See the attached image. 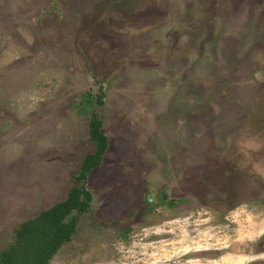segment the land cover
I'll use <instances>...</instances> for the list:
<instances>
[{
	"label": "rangeland",
	"instance_id": "374dc122",
	"mask_svg": "<svg viewBox=\"0 0 264 264\" xmlns=\"http://www.w3.org/2000/svg\"><path fill=\"white\" fill-rule=\"evenodd\" d=\"M88 91L109 145L50 264H264V0H0V250L94 151Z\"/></svg>",
	"mask_w": 264,
	"mask_h": 264
},
{
	"label": "trees",
	"instance_id": "16d2710c",
	"mask_svg": "<svg viewBox=\"0 0 264 264\" xmlns=\"http://www.w3.org/2000/svg\"><path fill=\"white\" fill-rule=\"evenodd\" d=\"M103 100L102 94L90 91L82 95L80 107L90 113L89 138L95 149L83 158L66 199L21 222L15 228L13 241L0 250V264H50L62 246L72 240L81 216L91 208L88 176L102 164L109 145L103 120L95 111Z\"/></svg>",
	"mask_w": 264,
	"mask_h": 264
},
{
	"label": "flooded vegetation",
	"instance_id": "af4514ba",
	"mask_svg": "<svg viewBox=\"0 0 264 264\" xmlns=\"http://www.w3.org/2000/svg\"><path fill=\"white\" fill-rule=\"evenodd\" d=\"M159 196L164 197L162 194H160ZM165 199H166V197H165Z\"/></svg>",
	"mask_w": 264,
	"mask_h": 264
},
{
	"label": "water",
	"instance_id": "95a60500",
	"mask_svg": "<svg viewBox=\"0 0 264 264\" xmlns=\"http://www.w3.org/2000/svg\"><path fill=\"white\" fill-rule=\"evenodd\" d=\"M150 199V198H149ZM151 200V199H150Z\"/></svg>",
	"mask_w": 264,
	"mask_h": 264
}]
</instances>
